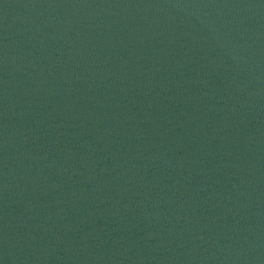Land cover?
<instances>
[{
	"label": "water",
	"instance_id": "95a60500",
	"mask_svg": "<svg viewBox=\"0 0 264 264\" xmlns=\"http://www.w3.org/2000/svg\"><path fill=\"white\" fill-rule=\"evenodd\" d=\"M0 264H264V0H0Z\"/></svg>",
	"mask_w": 264,
	"mask_h": 264
}]
</instances>
